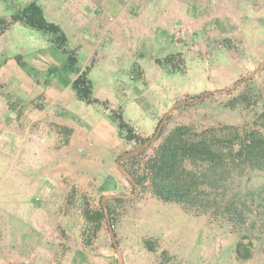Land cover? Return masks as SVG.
Instances as JSON below:
<instances>
[{
	"label": "rangeland",
	"instance_id": "obj_1",
	"mask_svg": "<svg viewBox=\"0 0 264 264\" xmlns=\"http://www.w3.org/2000/svg\"><path fill=\"white\" fill-rule=\"evenodd\" d=\"M32 1L0 0V18ZM36 1L66 41L0 22V264H264V152L233 158L224 130L264 135V0ZM87 68L93 103L72 88ZM179 125L216 128L225 156L187 165L189 205L147 167Z\"/></svg>",
	"mask_w": 264,
	"mask_h": 264
},
{
	"label": "trees",
	"instance_id": "obj_2",
	"mask_svg": "<svg viewBox=\"0 0 264 264\" xmlns=\"http://www.w3.org/2000/svg\"><path fill=\"white\" fill-rule=\"evenodd\" d=\"M4 29L14 23H21L35 29L51 33L66 41L60 25L46 19L43 8L38 2L32 1L23 11L13 15L10 20L0 18ZM73 58H75L73 56ZM88 71L79 73L72 83L76 97L88 103L97 102L93 97L92 81L88 77ZM119 131L126 139L142 138L135 134L133 126L126 122L123 116L119 117ZM224 130L233 131V139L230 141V151L233 158H252L255 154L264 152V135L256 130H241L236 126H225ZM216 128H210L202 132H193L187 125L176 126L164 136L155 154L148 160V170L151 174L152 188L155 194L166 202H179L184 205L192 203L190 197L198 194V174L188 168L192 163L198 166L199 162H223L225 156L218 145L216 133L215 140L210 138V133L216 132ZM126 132V134H124Z\"/></svg>",
	"mask_w": 264,
	"mask_h": 264
},
{
	"label": "water",
	"instance_id": "obj_3",
	"mask_svg": "<svg viewBox=\"0 0 264 264\" xmlns=\"http://www.w3.org/2000/svg\"><path fill=\"white\" fill-rule=\"evenodd\" d=\"M237 85H238V84H236V85L234 86V88H235ZM234 88H233V89H234ZM233 89H231L230 91H228V93H230ZM223 92H224V91H222V90L208 92V93L205 94L204 96H201V97L198 99V101L204 99L206 96H208V95H210V94H213V93H223ZM186 103H190V102H187V101H181V102L176 103V104H175V105H174V106H173V107L167 112V114L164 116V118L161 120V122H160V124H159V126H158V128H157V130H156V132H155V134H154V136L151 137V138H149V139H148V140H147V141H146V142H145L140 148H138V149H136L135 151L129 152V153L125 154L124 156H122V157L120 158V161H121L122 159H124V158H128V157H130V156H133V155H135V154L140 153V151H142L144 148H146L147 146H149L153 141L157 140V139L160 137V134H161V132H162V129H163L165 123L167 122L168 117L170 116V114L175 110V108H176L177 106L182 105V104H186ZM121 169H122V171L124 172V174H125L130 180H131V182H132L134 185H136L134 179L130 176V174H129L128 172H126L122 167H121ZM119 197H124V196H123V195H108V196H105V197H104V204H105L106 200H108L109 198H119ZM109 222H110V220H109ZM109 226H110V232H111V235H112V238H113V241H114V245L116 246V248H117V250H118V252H119V254H120V256H121V251H120V248L118 247V242H117V240H116V234H115V232H114V230H113V225L111 224V222L109 223ZM121 264H124L123 260H121Z\"/></svg>",
	"mask_w": 264,
	"mask_h": 264
},
{
	"label": "crops",
	"instance_id": "obj_4",
	"mask_svg": "<svg viewBox=\"0 0 264 264\" xmlns=\"http://www.w3.org/2000/svg\"><path fill=\"white\" fill-rule=\"evenodd\" d=\"M56 118H58V117H56ZM59 119V121H61L62 119L61 118H58ZM57 120V119H56ZM65 122V121H64ZM73 129H74V127H72ZM75 130V129H74Z\"/></svg>",
	"mask_w": 264,
	"mask_h": 264
}]
</instances>
